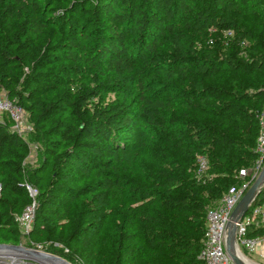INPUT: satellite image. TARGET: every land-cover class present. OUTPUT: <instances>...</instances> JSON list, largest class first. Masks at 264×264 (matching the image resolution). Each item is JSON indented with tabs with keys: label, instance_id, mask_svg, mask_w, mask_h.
Masks as SVG:
<instances>
[{
	"label": "trees",
	"instance_id": "16d2710c",
	"mask_svg": "<svg viewBox=\"0 0 264 264\" xmlns=\"http://www.w3.org/2000/svg\"><path fill=\"white\" fill-rule=\"evenodd\" d=\"M1 91L41 160L25 167L4 115L0 243H19L15 216L35 201L28 236L69 260L88 257L109 216V264H204L206 209L255 158L264 0H0Z\"/></svg>",
	"mask_w": 264,
	"mask_h": 264
},
{
	"label": "built area",
	"instance_id": "2783aa9c",
	"mask_svg": "<svg viewBox=\"0 0 264 264\" xmlns=\"http://www.w3.org/2000/svg\"><path fill=\"white\" fill-rule=\"evenodd\" d=\"M225 34H231V32ZM4 115L11 121V130L18 134L23 136L32 130V125L23 106L16 98H9L3 92L0 93V122L3 121ZM255 115L259 129L253 149L254 160L248 167L239 169L237 174L239 183L231 185L222 193L215 206L206 209L205 229L198 252V258L204 264H234L226 251L227 224L233 209L264 166V107L258 110ZM207 168L206 157L198 155L197 173L206 172ZM26 187L29 194L34 197L35 188L30 185H26ZM251 205L237 223L235 246L245 258L247 257L244 253L264 257V232L250 234L251 231L264 228V202ZM34 214L35 201H32L20 214L15 216L22 235L29 234L33 225Z\"/></svg>",
	"mask_w": 264,
	"mask_h": 264
},
{
	"label": "rangeland",
	"instance_id": "374dc122",
	"mask_svg": "<svg viewBox=\"0 0 264 264\" xmlns=\"http://www.w3.org/2000/svg\"><path fill=\"white\" fill-rule=\"evenodd\" d=\"M227 35L228 34H223L222 36L217 37V38L221 39L220 41H221L223 48L225 47V44H226V38L225 37ZM229 36H231V35H229ZM244 52H245V50L243 48L240 49L239 56L244 57L245 56ZM0 93H3V92L1 91ZM31 132H32V130L29 133L23 135V137L25 138V140L28 143V154H27L25 161H24L26 168H33V167L37 166L41 160L40 145L36 141H34L33 139L30 138ZM147 164H149V161L145 157V159H142V161L137 164V167L141 168V167L146 166ZM194 172L197 175V177L203 181H206L210 177V176H207L205 172L200 173V174L197 173V169H195ZM36 194H37V191H35L33 196H35ZM206 203L208 205H210V203H212V200L211 199L206 200ZM110 220L111 219L109 216H108V218L106 217L104 219V221L102 220L103 223L101 224V226L103 228L99 231L98 237L95 234V240H94V241L99 240V242L96 243V245H95L96 247L94 249H92L90 252L87 251L88 257L86 259H84V261H82L78 257H75V255H74L73 260H69L66 257H64V256H62L56 252H52L50 247L55 245L54 242H51V241L37 242V241H34L32 237H29L28 234H27V236L22 235L20 237L19 243L15 244V245H20L24 248L35 249L38 251H44V252H48L51 254L61 256L64 259H66L67 261H69L71 264H109V259H107L108 256L103 251L110 252V248H112L113 241H114L112 231L110 229V225H109V227L107 226V224L110 222ZM32 226H31V229H32ZM98 252H99V256H96L95 254H98ZM244 255H246L247 259H249L250 262L253 261L254 264H264V258H261L260 256H258L256 254L244 253ZM0 264H57V263L50 262V260H48L46 258L37 256V255L27 254V253L22 252V251H16V250H12V249H0Z\"/></svg>",
	"mask_w": 264,
	"mask_h": 264
},
{
	"label": "water",
	"instance_id": "95a60500",
	"mask_svg": "<svg viewBox=\"0 0 264 264\" xmlns=\"http://www.w3.org/2000/svg\"><path fill=\"white\" fill-rule=\"evenodd\" d=\"M264 186V166L261 169L258 176L254 179L249 188L245 191L235 208L233 209L229 222L227 224V236H226V251L231 257L234 264H245L241 257H244L235 246V232L237 223L248 210V207L253 203V201L259 195L261 189ZM0 249H12L16 251H22L27 254L37 255L46 258L57 264H71L69 261L61 256L51 254L44 251H38L35 249L24 248L20 245L0 243Z\"/></svg>",
	"mask_w": 264,
	"mask_h": 264
},
{
	"label": "bare ground",
	"instance_id": "6f19581e",
	"mask_svg": "<svg viewBox=\"0 0 264 264\" xmlns=\"http://www.w3.org/2000/svg\"><path fill=\"white\" fill-rule=\"evenodd\" d=\"M241 258H242V261H243L245 264H254L253 261L250 262V260L247 259V258H245V257H241ZM248 260H249V261H248ZM50 262H52V261H50ZM252 262H253V263H252Z\"/></svg>",
	"mask_w": 264,
	"mask_h": 264
},
{
	"label": "crops",
	"instance_id": "0c3cea01",
	"mask_svg": "<svg viewBox=\"0 0 264 264\" xmlns=\"http://www.w3.org/2000/svg\"><path fill=\"white\" fill-rule=\"evenodd\" d=\"M261 258H264V257H261Z\"/></svg>",
	"mask_w": 264,
	"mask_h": 264
}]
</instances>
